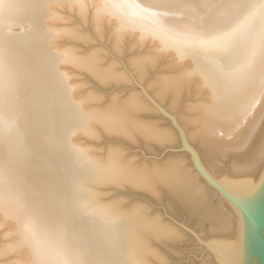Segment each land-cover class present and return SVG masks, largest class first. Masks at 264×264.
Segmentation results:
<instances>
[{
	"label": "bare ground",
	"instance_id": "obj_1",
	"mask_svg": "<svg viewBox=\"0 0 264 264\" xmlns=\"http://www.w3.org/2000/svg\"><path fill=\"white\" fill-rule=\"evenodd\" d=\"M66 11L90 14L98 34L108 25L115 45L149 47L130 62L138 75L163 60L174 68L153 82L172 110L190 89L203 95L188 105L190 119H178L223 185L263 125L264 0H0V225L9 238L0 254H19L8 264H154L155 246L186 236L143 206L122 207L107 188L165 195L190 216L216 191L186 153L137 165L121 148L102 158L86 143L103 132L155 150L178 137L144 117L153 109L135 94L98 107L82 93L75 70L100 82L123 76L96 53L61 45L77 36L58 23Z\"/></svg>",
	"mask_w": 264,
	"mask_h": 264
},
{
	"label": "rangeland",
	"instance_id": "obj_2",
	"mask_svg": "<svg viewBox=\"0 0 264 264\" xmlns=\"http://www.w3.org/2000/svg\"><path fill=\"white\" fill-rule=\"evenodd\" d=\"M58 23L62 28H73L77 34V36L72 38L63 37L62 40H60L61 45L73 47L82 55L96 53L101 64H111L119 72L118 74L123 76V79L120 80L115 79L112 82H100L85 70H75L76 73L74 72V74H76L79 81L82 82V85H80L81 91H83L82 93H94L97 96V100L93 102L94 106L104 107L110 102H122L129 98L130 95L135 94L146 102H149L151 104L150 107L153 109L150 112H144L143 116H149L157 120L160 124L173 128L178 137V141L175 144L157 147L154 150L138 141L136 143H130L129 141L118 139L116 136L103 132L97 133L95 138L86 139V143L96 147L95 150L98 156L102 158L105 157L111 147L121 148L125 156L133 159L134 163L137 165L143 162H147V164L150 165L153 162L161 161V159L170 154L186 153L190 156L186 151L181 150L180 137L171 120L167 117V114H171L175 117L184 130L187 139V132L180 123L178 116L181 115L190 119L192 112L188 111V105L201 101L203 95H198L193 89H190L182 95L176 110H172L169 106L170 96L162 101L154 97L153 93L156 90V86L153 85V82L156 76L173 74L175 69L169 67L165 60L159 62L155 67L149 69V71L141 73V76L130 67V62L132 63L137 57L148 54L150 50L149 47L134 46L130 39L124 40L122 44L115 45L110 37V27L105 25L104 32L98 34L93 27L90 14L88 18H80L74 11H66V17ZM153 102H156L157 105L160 106V109L156 107ZM190 146L193 147L198 154L197 148L193 145ZM199 159L201 160L200 157ZM203 166L208 172L209 170H207V167L204 164ZM106 191L109 199H120L122 207L130 208L143 206L149 211L148 214L150 216H159L162 221L164 220L163 223L166 222L170 224L186 236L182 239L183 241L179 240L176 241L177 243L174 242L175 244L173 243L171 246L167 245L169 247H166L164 244L158 245L157 243L156 245L158 246L155 247L156 249L159 248L157 251L162 259L159 257L158 261L153 262L154 264L204 263L207 254L189 221L191 216L183 206L169 201V198L165 195L161 198H157L145 190L136 189L131 186H109ZM7 230V225H0V247L3 246L6 241H9V238L5 236ZM17 254L12 253L6 256L0 254V264H8L10 260H15L14 258H17L19 255Z\"/></svg>",
	"mask_w": 264,
	"mask_h": 264
},
{
	"label": "water",
	"instance_id": "obj_3",
	"mask_svg": "<svg viewBox=\"0 0 264 264\" xmlns=\"http://www.w3.org/2000/svg\"><path fill=\"white\" fill-rule=\"evenodd\" d=\"M167 117L180 137L181 150L216 191L189 218L211 264H264V120L244 164L221 185L203 168L175 117Z\"/></svg>",
	"mask_w": 264,
	"mask_h": 264
}]
</instances>
